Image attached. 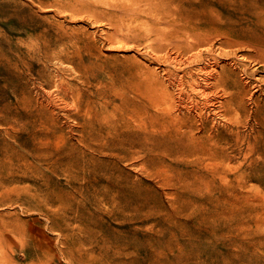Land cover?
Instances as JSON below:
<instances>
[{"label": "rangeland", "instance_id": "obj_1", "mask_svg": "<svg viewBox=\"0 0 264 264\" xmlns=\"http://www.w3.org/2000/svg\"><path fill=\"white\" fill-rule=\"evenodd\" d=\"M84 1L0 0V264H264V67L242 61L259 83L244 88L260 100L259 123L217 125L255 144L245 159L238 146L236 167L142 148L133 118L163 67L145 32L171 28L132 0ZM163 4L176 26L216 29L204 15L264 26V0ZM104 111L125 134L106 136Z\"/></svg>", "mask_w": 264, "mask_h": 264}, {"label": "bare ground", "instance_id": "obj_2", "mask_svg": "<svg viewBox=\"0 0 264 264\" xmlns=\"http://www.w3.org/2000/svg\"><path fill=\"white\" fill-rule=\"evenodd\" d=\"M132 1L133 11L149 17L155 16V21H163L171 28L169 31L160 27L149 28L145 32L148 38L157 42L154 46L152 45L156 52L154 60L163 67L160 68L162 71L160 84L149 86L145 90L142 94L144 103L141 105V110L136 111L135 119L133 118L135 123L132 122V124L136 126L139 145L142 148L158 143L172 146L175 155L182 157L191 165H204L211 168L218 165L236 167V164L241 162L238 146L245 144V151L242 153L245 159L255 151V144L248 134L240 135L237 131L232 139L221 136L217 125L236 124L243 115L245 122H249L253 130L251 121L262 114L260 100L254 97L255 91L244 89L245 86L247 88L249 84L253 85L255 82L249 80L248 70L242 61H257L264 67V26L256 23L253 25L252 21L245 18L236 19L230 23L233 26H229L221 15L218 19L204 15L203 22L218 25L216 29L194 24L176 26L180 24L175 17L177 11L171 8L168 10L163 4L166 0ZM158 6L162 7L158 8ZM178 11L180 12V9ZM240 67L241 72H246L248 75L243 83V91L237 88L239 84L234 79L235 68ZM255 71L251 70L250 74L253 75ZM258 84L255 83L253 88L257 90ZM137 88L139 92V87ZM139 94L141 95L140 92L137 95ZM242 95H246L249 103L253 105L249 112L244 109ZM106 102L109 104L110 100ZM84 112L89 117L93 116L91 106L86 107ZM101 114L105 122L103 129L106 136L113 137L115 134L124 133L121 126L109 120L108 112L104 111ZM129 116L132 118V115ZM257 120L259 123V118ZM222 179L226 180L223 177Z\"/></svg>", "mask_w": 264, "mask_h": 264}]
</instances>
